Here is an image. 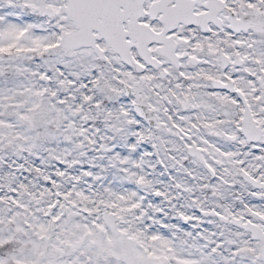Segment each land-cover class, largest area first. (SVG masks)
<instances>
[{
    "label": "snow or ice",
    "instance_id": "obj_1",
    "mask_svg": "<svg viewBox=\"0 0 264 264\" xmlns=\"http://www.w3.org/2000/svg\"><path fill=\"white\" fill-rule=\"evenodd\" d=\"M0 264H264V0H0Z\"/></svg>",
    "mask_w": 264,
    "mask_h": 264
}]
</instances>
